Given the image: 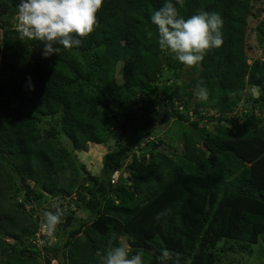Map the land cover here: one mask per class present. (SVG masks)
<instances>
[{
  "label": "trees",
  "instance_id": "16d2710c",
  "mask_svg": "<svg viewBox=\"0 0 264 264\" xmlns=\"http://www.w3.org/2000/svg\"><path fill=\"white\" fill-rule=\"evenodd\" d=\"M164 2L103 0L80 46L44 59L41 43L10 26L19 0H0V264H100L96 253L122 237L145 264H217L222 240L264 236V53L250 63L246 51L248 20L264 0L176 4L185 18L223 20L222 45L194 67L158 47L150 17ZM254 32L264 47V17ZM198 85L207 100L196 98ZM168 118L190 126L181 160L191 172L154 141ZM62 137L74 151L115 147L93 175ZM124 164L127 176L114 181ZM46 197L59 201L63 238H46L41 253L31 241ZM80 208L90 217H77Z\"/></svg>",
  "mask_w": 264,
  "mask_h": 264
},
{
  "label": "clouds",
  "instance_id": "9594fccd",
  "mask_svg": "<svg viewBox=\"0 0 264 264\" xmlns=\"http://www.w3.org/2000/svg\"><path fill=\"white\" fill-rule=\"evenodd\" d=\"M103 0H19L16 8V29L20 38L43 45L42 57L48 59L63 50L78 48L82 38L89 35L97 25V13ZM182 0H165L163 6L153 12L151 25L155 26L158 47L170 53L175 61L186 66H197L210 49L223 43V20L219 14L201 12L191 17L182 16L176 4ZM196 98L205 101L207 89L198 85ZM159 218V217H157ZM61 214L44 213L42 227L52 235ZM128 245L120 244L97 252L100 264H145L137 251L130 255ZM165 251L162 260L169 258Z\"/></svg>",
  "mask_w": 264,
  "mask_h": 264
},
{
  "label": "rangeland",
  "instance_id": "374dc122",
  "mask_svg": "<svg viewBox=\"0 0 264 264\" xmlns=\"http://www.w3.org/2000/svg\"><path fill=\"white\" fill-rule=\"evenodd\" d=\"M264 9V4H263ZM264 17V11L258 17H251L248 20V32H247V42H246V51L247 55L251 60L254 58L261 57L264 53V47L258 45L256 35L254 29L256 25H258L259 21ZM17 20L16 15L11 18V27L13 29L16 28ZM32 46L28 47V50L31 51ZM184 79H188V77L184 76ZM138 106H132V110H136L140 105V100L137 99ZM162 111L159 106L156 107L155 111ZM161 113V112H160ZM161 117L162 114H158ZM50 119H44L43 122L40 123L39 126L41 128H47V121ZM207 128L209 130L213 129L212 124H207ZM183 129H190V126L187 123H179L175 119L168 118L164 122L159 123L158 127L155 128L154 132V141L158 145V149L166 154L168 157L173 158L176 162H182L181 154H182V145H183V138L182 132ZM116 130V129H115ZM118 132V130L116 131ZM148 141V140H147ZM150 141V140H149ZM162 142V143H160ZM62 145L71 151L73 157L76 159L77 166L83 165L86 171H90L93 175H99L101 170V160L105 153L115 147L114 140L108 141L104 145H89L85 151H74L72 149L70 141L62 137L61 138ZM144 142L141 143V147H144ZM137 153V152H136ZM139 153V152H138ZM130 159V158H129ZM127 161L125 162V164ZM123 165L122 169L120 170L119 174L117 173L114 181L117 178H124L127 176V172L123 173V169L125 167ZM180 165L186 169L188 172L193 171V166L183 160ZM6 171H11V167L9 165H5L4 168ZM33 186V183H29ZM21 196V195H20ZM22 197V196H21ZM59 201L56 199H49L46 197L40 203H37L38 211L41 213V223L44 221V213L48 211L55 212L58 209ZM77 217H90L86 210L80 208L76 212ZM46 231V230H45ZM57 233L60 235L59 237L53 238L50 236L48 238L47 244H60V239L63 238V231L56 227ZM61 237V238H60ZM120 244L127 245L126 238H120ZM42 253V252H41ZM217 256L218 262L217 264H263L264 263V236L262 235L258 239V243L256 245H249L248 243L245 244H238L234 241H227L222 240L217 247ZM53 264H56V260L52 261Z\"/></svg>",
  "mask_w": 264,
  "mask_h": 264
},
{
  "label": "built area",
  "instance_id": "2783aa9c",
  "mask_svg": "<svg viewBox=\"0 0 264 264\" xmlns=\"http://www.w3.org/2000/svg\"><path fill=\"white\" fill-rule=\"evenodd\" d=\"M42 224L43 222L40 224L39 229L37 230L36 234L34 235V238L31 241V244L36 246L40 250L43 248L45 244V239L50 237L47 231H45V229L42 227Z\"/></svg>",
  "mask_w": 264,
  "mask_h": 264
},
{
  "label": "water",
  "instance_id": "95a60500",
  "mask_svg": "<svg viewBox=\"0 0 264 264\" xmlns=\"http://www.w3.org/2000/svg\"><path fill=\"white\" fill-rule=\"evenodd\" d=\"M202 146V145H201Z\"/></svg>",
  "mask_w": 264,
  "mask_h": 264
}]
</instances>
